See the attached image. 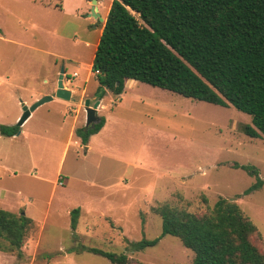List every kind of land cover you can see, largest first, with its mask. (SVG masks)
Instances as JSON below:
<instances>
[{"label": "rangeland", "instance_id": "374dc122", "mask_svg": "<svg viewBox=\"0 0 264 264\" xmlns=\"http://www.w3.org/2000/svg\"><path fill=\"white\" fill-rule=\"evenodd\" d=\"M68 1L0 0V125L16 126L23 106L54 95L61 68L71 92L36 108L20 136L0 135V209L33 220L21 256L0 240V264H110L82 248L129 264H191L193 253L171 235L140 251L132 244L160 236L154 208L201 216L219 198L250 218L259 230L251 241L264 251V184L243 195L256 178L233 168L253 166L264 182V139L241 132L248 115L136 81L129 89L139 92L121 101L105 89L97 116L112 107L115 119L84 151L70 132L85 126L84 101H97L90 64L105 20L84 19L87 2ZM110 1L97 4L102 18Z\"/></svg>", "mask_w": 264, "mask_h": 264}, {"label": "trees", "instance_id": "16d2710c", "mask_svg": "<svg viewBox=\"0 0 264 264\" xmlns=\"http://www.w3.org/2000/svg\"><path fill=\"white\" fill-rule=\"evenodd\" d=\"M99 87L122 94L128 80L147 84L195 101L233 107L250 117L241 132L264 139V0H112L91 63ZM74 133L83 146L104 125ZM18 126L0 125V135L13 137ZM256 181L243 195L262 187L253 166L233 164ZM160 236L132 244L134 251L155 246L165 235L176 237L193 253L191 264H264L251 238L259 233L232 201L219 198L197 216L161 205ZM79 210L70 213L74 229ZM33 220L0 209V240L21 256ZM110 264H129L124 254L82 248ZM0 251H5L0 248ZM7 252V251H6Z\"/></svg>", "mask_w": 264, "mask_h": 264}, {"label": "water", "instance_id": "95a60500", "mask_svg": "<svg viewBox=\"0 0 264 264\" xmlns=\"http://www.w3.org/2000/svg\"><path fill=\"white\" fill-rule=\"evenodd\" d=\"M93 5H96V0H93ZM90 15L93 19L99 20L100 22L103 21V18L98 13L97 7H93L91 9ZM63 76H64V69L61 68L58 78H57V85L54 95H46L40 98L38 101L33 103L30 107L23 106L22 107V115L19 118L16 126L21 127L23 123L29 118L31 112L36 110L40 105L44 104L45 102L53 100V98H57L60 100L68 101L71 99V92L70 90L66 89L63 84ZM100 104V101H95L92 105H90V100L86 99L84 101V109H85V126L86 128H92L96 123L99 122V117L97 116V109ZM19 134V133H18ZM23 214V212L21 213Z\"/></svg>", "mask_w": 264, "mask_h": 264}, {"label": "crops", "instance_id": "0c3cea01", "mask_svg": "<svg viewBox=\"0 0 264 264\" xmlns=\"http://www.w3.org/2000/svg\"><path fill=\"white\" fill-rule=\"evenodd\" d=\"M101 2V1H100ZM111 2H112V0L110 1V3H109V6H108V9H107V11H106V15H107V12H108V10H109V7H110V4H111ZM84 0H69L68 2H66V7H71L72 9L73 8H76V7H78V6H81L82 4L84 5ZM98 3H99V0H98ZM97 3V4H98ZM88 4V3H87ZM97 4H96V7H97ZM100 4V3H99ZM70 5V6H69ZM58 7V6H57ZM82 7V6H81ZM88 8H89V4H88ZM88 8H87V10H88ZM87 10H84L83 11V13L85 12V11H87ZM97 10H98V8H97ZM82 12V11H81ZM98 13H99V10H98ZM105 18H106V16L105 17H103V20H105ZM85 19V18H84ZM88 19H90V18H87L86 20H88ZM85 20V21H86ZM91 25V24H90ZM102 31V30H101ZM90 68H91V64H90ZM90 73H91V71H90ZM74 75L76 76V73H74ZM130 81H132V82H130ZM129 82V83H128ZM128 83V86H127V88L125 87L126 86V84ZM132 83H136V81H133V80H128L126 83H125V86H124V89H123V92H122V94H120V95H118V96H115V98H116V100H115V102H117V101H121L120 99H121V97L125 94V92H126V90H128V91H130V90H132V88L131 89H129V87L130 86H133V85H131ZM154 89H157V87H153ZM107 90V89H106ZM108 91V90H107ZM133 91V90H132ZM109 92V91H108ZM134 93H138L139 91H137V90H134L133 91ZM140 94V93H139ZM45 94H43V95H41V96H44ZM114 96V95H113ZM100 101V100H99ZM115 105H116V103H115ZM99 106H100V104H99ZM103 110L102 111H105L106 110V107H105V105H103ZM110 111H112L113 112V108L111 107L110 108ZM112 112H110V115L111 116H109V113L107 114L108 116H106V117H103L104 118V125H103V127L100 129V131L98 132V133H96L95 135H92V136H90V138H89V140H88V144L84 147V151L85 152H87V151H89L90 150V148H91V143H92V141H93V139H94V137H99V136H101V135H103L104 134V132L106 131V128L108 127V125H109V122L110 121H114V119L115 118H113L112 116L114 115V112L112 113ZM32 113L33 112H31V114H30V116L32 115ZM30 116H29V118H30ZM116 117V116H115ZM17 118V117H16ZM117 118V117H116ZM28 120V119H27ZM23 124H25V123H23ZM79 129V128H78ZM76 130V129H75ZM75 130H73V131H71L70 133L72 134V133H74V131ZM21 133H22V127H20V132H19V134H17V135H15V136H13V137H7V138H15V137H18V136H20L21 135ZM2 136V135H1ZM5 137V136H4ZM74 143L76 144V141H74ZM60 185H63V183H60ZM7 211V210H6ZM10 212V211H9ZM12 213V212H11ZM23 215H25V213L23 212ZM26 216V215H25Z\"/></svg>", "mask_w": 264, "mask_h": 264}, {"label": "flooded vegetation", "instance_id": "af4514ba", "mask_svg": "<svg viewBox=\"0 0 264 264\" xmlns=\"http://www.w3.org/2000/svg\"><path fill=\"white\" fill-rule=\"evenodd\" d=\"M88 4H89V8H88V10L85 12V14H84V18L85 19H87V18H92L91 17V15H90V12H91V9L93 8V7H96V5H93L92 4V2H93V0H85ZM98 3V0H96V4ZM93 19V18H92ZM96 22L98 21V20H96V19H94ZM97 24V23H96ZM96 24H93V27L95 28L96 27ZM92 25V24H91Z\"/></svg>", "mask_w": 264, "mask_h": 264}]
</instances>
